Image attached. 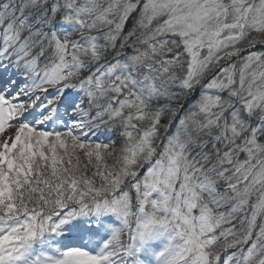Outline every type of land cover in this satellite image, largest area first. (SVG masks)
<instances>
[{"label": "snow or ice", "instance_id": "1", "mask_svg": "<svg viewBox=\"0 0 264 264\" xmlns=\"http://www.w3.org/2000/svg\"><path fill=\"white\" fill-rule=\"evenodd\" d=\"M0 264H264V0H0Z\"/></svg>", "mask_w": 264, "mask_h": 264}]
</instances>
